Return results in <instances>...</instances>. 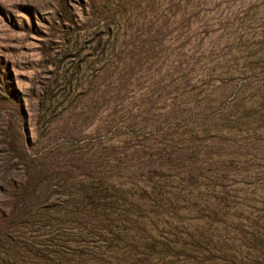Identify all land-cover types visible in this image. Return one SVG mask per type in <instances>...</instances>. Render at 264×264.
<instances>
[{"label":"rangeland","instance_id":"374dc122","mask_svg":"<svg viewBox=\"0 0 264 264\" xmlns=\"http://www.w3.org/2000/svg\"><path fill=\"white\" fill-rule=\"evenodd\" d=\"M0 264H264V0H0Z\"/></svg>","mask_w":264,"mask_h":264}]
</instances>
